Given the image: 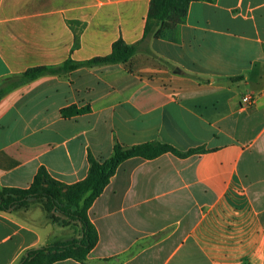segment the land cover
Instances as JSON below:
<instances>
[{"label":"crops","instance_id":"crops-1","mask_svg":"<svg viewBox=\"0 0 264 264\" xmlns=\"http://www.w3.org/2000/svg\"><path fill=\"white\" fill-rule=\"evenodd\" d=\"M151 1L0 0V82L140 44L126 66L43 75L0 99V188H28L42 167L75 184L116 142L201 148L122 163L89 210L95 249L53 264H264V0L192 2L176 42L143 43ZM74 236L38 203L0 212V264Z\"/></svg>","mask_w":264,"mask_h":264},{"label":"trees","instance_id":"trees-1","mask_svg":"<svg viewBox=\"0 0 264 264\" xmlns=\"http://www.w3.org/2000/svg\"><path fill=\"white\" fill-rule=\"evenodd\" d=\"M196 1L214 0H152L143 43L151 38L176 42L179 28L186 20L189 7ZM139 45H129L123 40H118L114 43L111 54L107 56L96 57L86 62L68 60L59 67L30 69L22 75L0 82V99L10 90L43 75H64L81 67L102 68L119 64L126 66L139 52ZM87 110L71 107L63 110L62 114L64 117H72ZM203 152L205 150L199 148L182 153L169 144L158 142L131 147L116 142L112 155L105 160L99 161L92 154L89 155V173L84 180L75 184L68 185L54 179L47 169L42 167L30 187L0 188V212L28 210L33 203H38L51 216L54 224L78 228L71 240L28 250L21 264H53L67 259L85 262L99 243V233L89 217V210L103 194L121 164L128 159L140 157L153 160L165 153L186 158Z\"/></svg>","mask_w":264,"mask_h":264},{"label":"built area","instance_id":"built-area-1","mask_svg":"<svg viewBox=\"0 0 264 264\" xmlns=\"http://www.w3.org/2000/svg\"><path fill=\"white\" fill-rule=\"evenodd\" d=\"M255 103V98L253 95H245L242 98V108L248 109Z\"/></svg>","mask_w":264,"mask_h":264},{"label":"rangeland","instance_id":"rangeland-1","mask_svg":"<svg viewBox=\"0 0 264 264\" xmlns=\"http://www.w3.org/2000/svg\"><path fill=\"white\" fill-rule=\"evenodd\" d=\"M33 204H37V203H33ZM40 205V204H39ZM63 228H65V232L66 234L68 235H73L75 234V231H78V228L76 226H67V227H64L62 226ZM55 229L59 230L58 227H56ZM75 230V231H74ZM80 231V230H79Z\"/></svg>","mask_w":264,"mask_h":264}]
</instances>
